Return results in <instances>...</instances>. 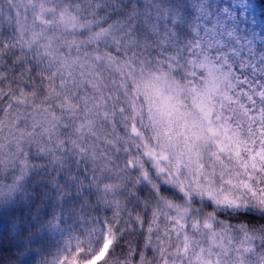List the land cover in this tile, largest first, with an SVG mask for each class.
<instances>
[{
  "label": "snow or ice",
  "instance_id": "1",
  "mask_svg": "<svg viewBox=\"0 0 264 264\" xmlns=\"http://www.w3.org/2000/svg\"><path fill=\"white\" fill-rule=\"evenodd\" d=\"M144 2L143 13L133 7L104 27L120 14L113 0H0V173L11 162L21 182L38 158L95 187L136 175L123 211L113 202L126 217L117 225L138 227L142 240L161 224L183 228L187 251L189 229L232 227L192 204L238 211L250 197L264 207V27L250 0H171L167 16ZM162 23L186 35L162 34ZM121 62L141 65L134 91ZM145 64L155 71L144 74ZM152 173L162 182L151 184ZM161 202L176 212L165 218ZM236 232L239 246L217 264H264V243L252 247L246 225Z\"/></svg>",
  "mask_w": 264,
  "mask_h": 264
},
{
  "label": "clouds",
  "instance_id": "2",
  "mask_svg": "<svg viewBox=\"0 0 264 264\" xmlns=\"http://www.w3.org/2000/svg\"><path fill=\"white\" fill-rule=\"evenodd\" d=\"M113 2L119 6L120 14L108 20L104 27L126 22V15L133 7L141 13L145 11L144 0ZM150 2V11L155 13L159 7L165 16L168 15L167 9L172 6L171 0ZM109 11L113 9L110 8ZM81 15L85 13L82 12ZM137 22H145L147 27L149 18L141 15ZM164 28L169 32L175 31L177 35H186L166 23L161 25L162 34H165ZM145 34L150 35V32ZM81 39H87V36ZM116 59L121 60L120 57ZM118 67L123 68L126 84L134 91L141 76V65L131 68L121 62ZM155 68V65L150 68L145 64L143 72H154ZM133 71L135 75L131 74ZM4 134L6 137L9 135L7 130ZM146 135L151 136L150 129ZM37 149L38 145L32 146L33 153ZM34 163L36 166L28 170L21 182L15 179L20 175L19 168L11 162L0 173V264H69L74 257L80 264H217V256L224 248L229 245L239 246L236 229L241 224L247 226L248 235L254 241L252 247L260 248L264 243V207L256 205L250 197L244 198L238 211L235 208L215 206L206 208L203 203L192 204V208L199 207L205 214L213 213L217 220L223 219L226 225L230 223L232 227H219L206 232L201 226L195 233L189 229L187 235L191 246L185 251L183 228L178 230L181 235H177L176 232L166 231L161 224L159 231H155L150 237L146 233L142 240L138 227L132 229L125 228L123 224L117 225V219L126 217L115 215L117 208L113 202H118L123 211L129 192L133 191L126 187L125 181L135 182L138 179L136 175H126L121 179H116L113 175L112 179H105L99 187H95L90 186L88 181H69L66 172H57L47 161L37 158ZM145 163L146 167H151V162L146 158ZM41 164L46 166L41 167ZM72 175L75 176L76 173L73 172ZM150 179L151 184H158L164 178L152 173ZM105 184L119 186V189L115 193L106 192ZM161 212L167 218L176 209H169L161 202ZM219 212L224 213L223 217L218 215ZM240 215L251 219H238ZM188 223H191L190 219ZM212 233L220 239L213 241ZM213 243L218 247L209 255ZM5 246L7 251L2 250ZM256 255L259 256L260 252Z\"/></svg>",
  "mask_w": 264,
  "mask_h": 264
},
{
  "label": "rangeland",
  "instance_id": "3",
  "mask_svg": "<svg viewBox=\"0 0 264 264\" xmlns=\"http://www.w3.org/2000/svg\"><path fill=\"white\" fill-rule=\"evenodd\" d=\"M250 15L254 16L256 20L260 23L261 27H264V19L261 18L260 10L255 7L254 4H249ZM257 32L260 31V27L257 28Z\"/></svg>",
  "mask_w": 264,
  "mask_h": 264
},
{
  "label": "trees",
  "instance_id": "4",
  "mask_svg": "<svg viewBox=\"0 0 264 264\" xmlns=\"http://www.w3.org/2000/svg\"><path fill=\"white\" fill-rule=\"evenodd\" d=\"M250 3L254 4L255 7L260 10L261 18L264 19V0H250ZM2 250L7 251V246H5Z\"/></svg>",
  "mask_w": 264,
  "mask_h": 264
}]
</instances>
